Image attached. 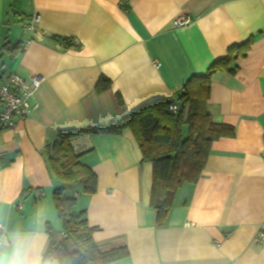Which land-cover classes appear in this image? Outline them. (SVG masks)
<instances>
[{"label":"crops","instance_id":"obj_1","mask_svg":"<svg viewBox=\"0 0 264 264\" xmlns=\"http://www.w3.org/2000/svg\"><path fill=\"white\" fill-rule=\"evenodd\" d=\"M182 15L191 23L176 28ZM33 16L35 32L23 23ZM250 39L235 72L213 74L207 106L236 135L212 144L200 180L177 191L162 227L151 206L153 165L130 129L71 140L98 191L68 186L66 194L104 251L128 248L111 264H264V238L256 240L264 233V0H0V82L9 73L44 77L32 114L17 131L0 127V258L19 248L28 260L60 264L43 260L47 226L64 234L46 151L59 131L106 125L157 99L178 108L188 80ZM6 43L23 48L12 57ZM101 77L111 87L98 92Z\"/></svg>","mask_w":264,"mask_h":264},{"label":"trees","instance_id":"obj_2","mask_svg":"<svg viewBox=\"0 0 264 264\" xmlns=\"http://www.w3.org/2000/svg\"><path fill=\"white\" fill-rule=\"evenodd\" d=\"M53 38L66 48L80 47L72 38ZM252 42L253 39H250L230 47L228 55L215 61L206 74L188 80L177 98L179 106L175 113L172 100L157 99L106 125L58 132V141L48 145L46 151L49 168L60 183L53 197L64 234L58 239L51 226H47L49 242L43 253L44 261L111 264L129 255L126 246L104 251L93 238L97 229L89 225L86 213L74 210L77 197L68 196L67 187L80 186L85 194L93 195L98 191V176L82 163L81 154L74 152L71 140L83 133L121 134L130 129L137 140L142 160L153 165L151 206L156 213V226L162 227L173 207L177 191L186 183L196 184L200 180L212 144L221 138L236 135L233 126L214 123L208 112L212 76L219 70L235 72L237 61L247 56ZM22 48L20 44L12 47L6 43L2 46V50L8 51L12 57L17 56ZM110 87V80L101 77L96 89L103 92ZM184 128L187 129L186 136Z\"/></svg>","mask_w":264,"mask_h":264},{"label":"built area","instance_id":"obj_3","mask_svg":"<svg viewBox=\"0 0 264 264\" xmlns=\"http://www.w3.org/2000/svg\"><path fill=\"white\" fill-rule=\"evenodd\" d=\"M39 22L38 16H33L30 20L23 21L25 29L35 32ZM191 23V18L187 15L179 16L174 25L176 28L184 27ZM44 77L40 75L25 79L16 73H9L0 82V127L17 131L18 124L26 120L37 108L33 101L35 92L38 90ZM177 107L173 106L175 113ZM264 233L257 235L256 240L262 241ZM4 245V230L0 226V251Z\"/></svg>","mask_w":264,"mask_h":264},{"label":"clouds","instance_id":"obj_4","mask_svg":"<svg viewBox=\"0 0 264 264\" xmlns=\"http://www.w3.org/2000/svg\"><path fill=\"white\" fill-rule=\"evenodd\" d=\"M0 264H41L38 257L28 260L24 257L19 248L8 258H0Z\"/></svg>","mask_w":264,"mask_h":264}]
</instances>
